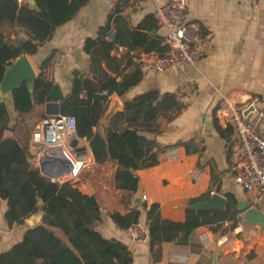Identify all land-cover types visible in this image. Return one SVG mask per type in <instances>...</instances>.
Here are the masks:
<instances>
[{
	"label": "crops",
	"instance_id": "crops-1",
	"mask_svg": "<svg viewBox=\"0 0 264 264\" xmlns=\"http://www.w3.org/2000/svg\"><path fill=\"white\" fill-rule=\"evenodd\" d=\"M166 1L128 0L124 3L123 0H89L72 21L57 29L51 41L37 55L28 57L40 74L45 61H50L56 52L63 54L54 82L65 97L72 90L74 72L90 71L91 58L84 49L86 40L98 36L116 8L121 9V14L135 27L147 15L155 17L157 5ZM187 12L202 26L205 53L197 64L177 65L161 72L153 68L157 53L134 50L130 54L134 58L133 63L127 71L140 67L144 72L143 80L124 97L113 95L111 100L118 97L123 111L125 101L147 91L176 93L185 109L171 123L165 124L160 120L164 132L158 135V141L164 145L188 142L194 144L198 151L188 153L183 145L162 151L159 165L136 171L139 188L129 196L114 183L117 164L97 165L89 143L80 139L81 145L87 147L89 161L73 180L84 193L91 186V195L98 197L102 210V219L97 222L96 229L105 238L127 245L133 255L132 264H208L216 251L220 253V264H264V229L246 224L239 208V225L234 230L230 221L220 224L218 231L203 226L195 230L187 241L177 238L154 247L150 239L146 242L133 240L131 227L122 229L111 217L113 213L127 215L138 209V223L148 228L147 213L157 204L164 220L184 222L188 210L186 205L193 199L210 197L212 192L226 196L228 201L232 196L238 205L248 202L264 211V203L256 193L248 192L236 180L240 172L234 154L236 137L233 129L229 127V132L218 118L225 97L242 101L249 96H259L257 106L264 109V0H189ZM158 26L156 33L164 38L165 44L167 30ZM20 35L23 37L24 33ZM110 35L114 38L115 31ZM125 50L120 52L118 49L114 54L121 57ZM5 102L15 119L14 122L11 119L6 136L27 141L35 157L32 135L35 126L47 116L45 103L36 104L31 113L20 115L12 99ZM111 120L105 123L102 119V132ZM148 125V129H157L156 123ZM71 152L76 155L73 150ZM32 161L35 167L40 168L35 158ZM191 171L199 174V179H195ZM6 211L7 202L0 198V252L8 251L19 242L28 225L40 224L43 215L38 212L27 219V225L9 227L5 220ZM203 231L211 234V246L202 241Z\"/></svg>",
	"mask_w": 264,
	"mask_h": 264
},
{
	"label": "trees",
	"instance_id": "trees-1",
	"mask_svg": "<svg viewBox=\"0 0 264 264\" xmlns=\"http://www.w3.org/2000/svg\"><path fill=\"white\" fill-rule=\"evenodd\" d=\"M88 2L36 0L33 6L28 0H0L1 82L9 65L22 55H37L57 29L72 21ZM121 12L116 8L98 36L86 40L84 49L91 58L90 71L74 72L72 90L61 101V114L75 117L76 136L89 143L97 165L117 164L114 183L132 196L139 188L136 171L159 165L162 151L180 145L188 153L198 148L188 142L164 145L158 141V135L164 132L160 120L171 123L185 109L176 93L150 90L139 94L125 101L124 110L114 115L104 132L100 130L111 97H124L143 80L140 67L127 71L134 59L131 52L141 49L164 56L169 50L164 38L153 34L159 30L153 14L133 27ZM113 31L114 38L110 35ZM120 47L126 49L121 57L114 54ZM48 64L49 60L45 61L41 70ZM54 84L43 73L39 74L33 93L23 83L13 93L15 110L20 115L31 113L36 104L47 101ZM10 122L7 103L0 102V198L7 202L5 220L9 227L22 226L32 215H43L40 224L28 225L19 242L0 252V264H132L133 255L127 245L105 238L96 229L102 219L98 197L84 193L72 181L61 183L43 174L33 164L29 143L6 136ZM150 123H156L157 129H148ZM208 198L202 196L191 203ZM139 215L140 211L134 209L127 215L113 213L111 217L120 228L128 229L138 223ZM238 215V202L232 196L224 211L188 209L184 222L164 220L155 204L147 213L150 244L154 247L177 238L187 241L198 228L209 226L218 231L220 224L227 221L232 222L234 230L239 225Z\"/></svg>",
	"mask_w": 264,
	"mask_h": 264
},
{
	"label": "built area",
	"instance_id": "built-area-1",
	"mask_svg": "<svg viewBox=\"0 0 264 264\" xmlns=\"http://www.w3.org/2000/svg\"><path fill=\"white\" fill-rule=\"evenodd\" d=\"M188 4L189 0H167L166 3L156 7L155 17L158 24L167 30L165 44L169 47L164 56L158 54L155 56L153 68L157 71H169L183 64L196 65L205 53L201 23L189 16ZM123 49L120 47L119 51ZM62 59L63 54L56 52L40 73H43L47 80L53 81ZM259 100V96L255 95L242 101L225 97L218 118L224 127L233 129L236 137L234 154L240 168L236 179L238 184L244 186L248 192L256 193L259 200L264 203V131L262 130L264 109L257 106ZM74 137H77L74 116L63 114L46 116L33 131L32 140L36 146L35 160L40 165L49 147H68ZM88 161H84L82 166ZM191 175L195 179L200 177L194 171H191ZM52 180L57 181L54 178ZM130 230L133 240L148 241V228L135 223ZM201 238L206 246L213 244V238L208 231H203Z\"/></svg>",
	"mask_w": 264,
	"mask_h": 264
},
{
	"label": "water",
	"instance_id": "water-1",
	"mask_svg": "<svg viewBox=\"0 0 264 264\" xmlns=\"http://www.w3.org/2000/svg\"><path fill=\"white\" fill-rule=\"evenodd\" d=\"M128 0H123L127 3ZM36 6V0H29ZM131 17V14H128ZM156 30L153 31V34ZM39 78V73L33 66L27 55H22L6 68L4 78L0 84V102L13 100L14 91L23 83H27L30 92H34L35 83ZM64 98L60 87L54 84L47 95L45 109L47 116H58L61 114V101ZM122 106L118 97L110 101L109 107L103 117V121L108 123L116 113L121 112ZM71 150L75 152V156ZM45 157L40 161V169L43 174L64 183L74 178L81 169L83 162L88 160L87 147L81 145V140L74 137L69 142L68 147H49ZM86 194H92L91 186H88ZM228 198L219 193H213L207 200L197 201L186 205L191 210H226ZM242 211V219L246 224L259 226L264 229V211L257 207H252L248 202L238 205ZM220 253L216 251L208 264H220Z\"/></svg>",
	"mask_w": 264,
	"mask_h": 264
},
{
	"label": "rangeland",
	"instance_id": "rangeland-1",
	"mask_svg": "<svg viewBox=\"0 0 264 264\" xmlns=\"http://www.w3.org/2000/svg\"><path fill=\"white\" fill-rule=\"evenodd\" d=\"M2 71L0 72V82H1V79H2ZM11 119L13 120V118H12V116H11ZM11 120V121H12ZM15 121V119L13 120V122ZM35 162H36V160H35ZM37 163V162H36ZM70 181H72V182H74L75 180H73V179H71ZM85 191H86V189H85Z\"/></svg>",
	"mask_w": 264,
	"mask_h": 264
}]
</instances>
